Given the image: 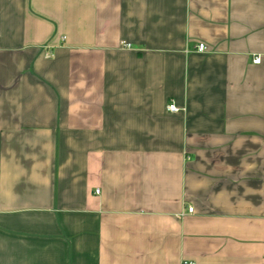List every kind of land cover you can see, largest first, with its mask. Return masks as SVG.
<instances>
[{
  "label": "crops",
  "instance_id": "0c3cea01",
  "mask_svg": "<svg viewBox=\"0 0 264 264\" xmlns=\"http://www.w3.org/2000/svg\"><path fill=\"white\" fill-rule=\"evenodd\" d=\"M0 264H264V0H0Z\"/></svg>",
  "mask_w": 264,
  "mask_h": 264
},
{
  "label": "built area",
  "instance_id": "2783aa9c",
  "mask_svg": "<svg viewBox=\"0 0 264 264\" xmlns=\"http://www.w3.org/2000/svg\"><path fill=\"white\" fill-rule=\"evenodd\" d=\"M199 49H200L201 51H205V50H207V45H206L205 43H200V44H199ZM255 61H256V62H257V61H260V57H257V58L255 59ZM169 109H170L171 111H177V107H176L175 104H170V105H169ZM97 192H99V190H97ZM189 211H190V212H193V211H194V207H189Z\"/></svg>",
  "mask_w": 264,
  "mask_h": 264
}]
</instances>
